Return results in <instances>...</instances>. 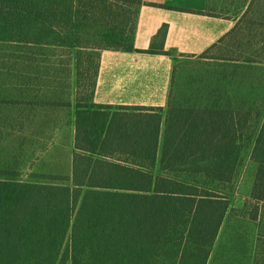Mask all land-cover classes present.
<instances>
[{
	"label": "trees",
	"instance_id": "trees-1",
	"mask_svg": "<svg viewBox=\"0 0 264 264\" xmlns=\"http://www.w3.org/2000/svg\"><path fill=\"white\" fill-rule=\"evenodd\" d=\"M20 1L0 0V264H208L229 201L194 180H233L248 112L95 103L102 51L133 49L143 0ZM167 27L147 52H167ZM251 160L264 264V122Z\"/></svg>",
	"mask_w": 264,
	"mask_h": 264
},
{
	"label": "rangeland",
	"instance_id": "rangeland-1",
	"mask_svg": "<svg viewBox=\"0 0 264 264\" xmlns=\"http://www.w3.org/2000/svg\"><path fill=\"white\" fill-rule=\"evenodd\" d=\"M12 1L7 0L9 4ZM23 1L31 0L20 1L18 4L22 8ZM32 1L34 6L42 3L41 0ZM213 1L224 15L240 16V23L229 37L205 53L178 57L171 99L183 105L215 102L248 112L245 151L233 180L223 183L198 177L194 181L220 192L229 201L228 212L208 264H254L259 221L252 217L256 203L251 197L255 178L251 153L264 122V0ZM137 8L138 3L135 4ZM20 25L22 23L16 21L15 26ZM4 35L7 37L9 34L5 31ZM74 83L77 85V80ZM73 103H76L75 97ZM162 129L163 135L164 127ZM67 151L68 148L65 149ZM50 155L47 156L53 157L52 171L58 166L68 170L66 160L70 161L69 156L65 158L61 153L60 158H55V151ZM156 173H159V167Z\"/></svg>",
	"mask_w": 264,
	"mask_h": 264
},
{
	"label": "crops",
	"instance_id": "crops-1",
	"mask_svg": "<svg viewBox=\"0 0 264 264\" xmlns=\"http://www.w3.org/2000/svg\"><path fill=\"white\" fill-rule=\"evenodd\" d=\"M209 4L210 0H143L133 49L102 51L94 102L167 107L178 57L201 55L240 23V16L208 14ZM165 24L167 52H147L153 44L160 47L158 33Z\"/></svg>",
	"mask_w": 264,
	"mask_h": 264
}]
</instances>
